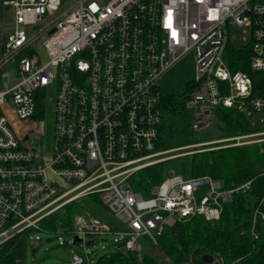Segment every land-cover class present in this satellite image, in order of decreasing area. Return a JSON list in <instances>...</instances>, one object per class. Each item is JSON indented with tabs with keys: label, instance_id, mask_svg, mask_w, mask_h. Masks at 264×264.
I'll list each match as a JSON object with an SVG mask.
<instances>
[{
	"label": "built area",
	"instance_id": "2783aa9c",
	"mask_svg": "<svg viewBox=\"0 0 264 264\" xmlns=\"http://www.w3.org/2000/svg\"><path fill=\"white\" fill-rule=\"evenodd\" d=\"M3 4L12 8L13 16L0 56V79L9 75L4 69L11 63L18 79L0 84V244L27 228L39 230L47 215L98 193L123 228L84 207L74 216L72 242L77 237L85 246L87 236L118 234V248L141 252L143 238L158 244L165 229L179 221L196 215L219 219L233 192L249 189L250 181L225 189L210 175L185 179L175 174L165 176L145 196L134 189L131 177L206 145L264 142V92L255 93L250 74L234 71L228 57L229 47L248 46L252 70L264 72V0ZM236 29L241 45L235 42ZM191 50L194 78L185 92L191 97L192 131L211 129L220 106L245 113L253 130L158 148L168 96L161 91L162 74ZM50 111L54 128L47 151L39 139L46 133ZM179 150L186 151L174 153ZM60 179L67 188L59 185ZM204 183L208 189L199 194ZM95 261L85 248L74 250L69 264ZM167 262L175 264L169 257ZM207 264L226 263L216 254Z\"/></svg>",
	"mask_w": 264,
	"mask_h": 264
},
{
	"label": "trees",
	"instance_id": "16d2710c",
	"mask_svg": "<svg viewBox=\"0 0 264 264\" xmlns=\"http://www.w3.org/2000/svg\"><path fill=\"white\" fill-rule=\"evenodd\" d=\"M1 4L2 0L0 7ZM4 42L5 36H0V56ZM228 57L234 71L243 70L250 74L254 82V92L263 93L264 72L252 70L248 46L229 47ZM190 82L185 84L186 89ZM175 104L173 94H168L164 98V113L173 111ZM182 108L185 109L184 104ZM252 130L250 119L245 113L236 108L220 106L217 108V119L213 127L205 131L204 139H197L195 131L188 135L182 129L179 133L187 137L185 145H188ZM160 131L158 148H171L169 139L175 131L173 124L163 120ZM222 144L225 143L206 145L202 147L203 150L190 154L192 176L210 175L220 180L225 189L237 188L248 181L251 183L247 191L233 192L232 200L225 203L219 219L210 220L203 215H196L187 221H179L165 229L157 246H146L148 248L145 247L142 252H126L120 248L107 251L100 254L94 264H164L163 255L175 264L188 260L207 264L206 258L216 254L222 256L226 264H264V142L213 148ZM165 161L137 171L131 177L134 189L145 196L151 195L152 187L165 178ZM96 204L102 205L98 193L73 200L44 217L37 231L58 234L62 229L63 232H72L74 216L84 207L106 219ZM35 232L34 228H27L0 244V263L26 264L28 239Z\"/></svg>",
	"mask_w": 264,
	"mask_h": 264
},
{
	"label": "rangeland",
	"instance_id": "374dc122",
	"mask_svg": "<svg viewBox=\"0 0 264 264\" xmlns=\"http://www.w3.org/2000/svg\"><path fill=\"white\" fill-rule=\"evenodd\" d=\"M108 2L110 0H103ZM3 4V0H2ZM0 7V36H5L7 31L10 29L12 22L13 11L11 7L2 5ZM236 34V45H241V40L239 35L241 32L239 29L235 30ZM39 52L42 58L46 59L47 55L44 48L40 47ZM5 68V66H4ZM5 71L9 72V75L2 78L4 83L11 82L15 83L18 79L16 74V68H14V63L6 66ZM2 71V68H1ZM194 78V51H188L183 56H181L175 63H173L163 74L161 78V91L163 94H173V98L176 101L175 109L168 114L165 112V119L167 123H172L174 128L173 137L169 139V146L176 147L182 146L186 143V138L184 135L179 133L180 130L185 129L187 134L190 135L192 132L190 125V117L192 114V109L190 106L191 97L185 91V84L190 82ZM0 79V84L2 83ZM185 104V109L182 105ZM185 113V116L183 115ZM164 119V120H165ZM54 128V117L52 116V111L46 116V133L42 135L39 139V144H46V150H51L52 145V135ZM206 136L205 131H199L196 134L197 139H204ZM40 146V145H39ZM189 150V149H186ZM186 150H179L174 152L175 154L183 152ZM164 173L165 176L170 175H182L183 178L188 179L192 177L191 168V155H180L164 162ZM59 185L67 188L68 184L65 180L60 179L58 181ZM208 183H204L199 188V194H204L208 189ZM88 198V197H87ZM97 208L101 210L102 214L106 217V220L118 225L116 223V218L112 212L102 205L96 204ZM92 206H94L92 204ZM119 228H123L122 224L118 225ZM40 237V239L36 238ZM118 234H107V235H93L87 236L85 238V246L81 242L73 243L72 236L68 232H59L58 234H49L44 232L36 231L32 233L28 239V248L26 255V264H69L72 253L74 250L83 251L85 248L92 251L97 258L100 254L118 249L115 244V237ZM60 237L64 240V244H60ZM92 241V242H89ZM144 245L149 247H154L152 243L146 242V238H143ZM156 245V244H155ZM157 246V245H156ZM143 248L146 249V248ZM142 252V251H141ZM164 257V258H163ZM165 261L164 264H172L167 262L166 255L162 256Z\"/></svg>",
	"mask_w": 264,
	"mask_h": 264
},
{
	"label": "water",
	"instance_id": "95a60500",
	"mask_svg": "<svg viewBox=\"0 0 264 264\" xmlns=\"http://www.w3.org/2000/svg\"><path fill=\"white\" fill-rule=\"evenodd\" d=\"M77 241H80V239L76 237L75 240H74V242H77ZM211 259H212V257H211V256H208V257L206 258V262H210Z\"/></svg>",
	"mask_w": 264,
	"mask_h": 264
}]
</instances>
